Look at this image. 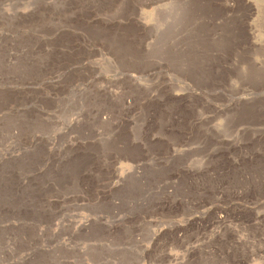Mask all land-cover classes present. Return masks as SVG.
<instances>
[{
    "label": "rangeland",
    "instance_id": "1",
    "mask_svg": "<svg viewBox=\"0 0 264 264\" xmlns=\"http://www.w3.org/2000/svg\"><path fill=\"white\" fill-rule=\"evenodd\" d=\"M0 264H264V0H0Z\"/></svg>",
    "mask_w": 264,
    "mask_h": 264
},
{
    "label": "bare ground",
    "instance_id": "2",
    "mask_svg": "<svg viewBox=\"0 0 264 264\" xmlns=\"http://www.w3.org/2000/svg\"><path fill=\"white\" fill-rule=\"evenodd\" d=\"M248 36H250V33L248 32ZM190 248V247H189ZM192 252V251H191ZM190 253V251L188 250V252L186 254ZM171 258V257H170Z\"/></svg>",
    "mask_w": 264,
    "mask_h": 264
}]
</instances>
